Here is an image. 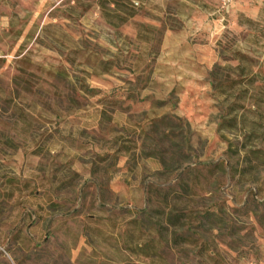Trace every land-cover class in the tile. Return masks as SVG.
I'll return each mask as SVG.
<instances>
[{
    "label": "rangeland",
    "instance_id": "obj_1",
    "mask_svg": "<svg viewBox=\"0 0 264 264\" xmlns=\"http://www.w3.org/2000/svg\"><path fill=\"white\" fill-rule=\"evenodd\" d=\"M0 264H264V0H0Z\"/></svg>",
    "mask_w": 264,
    "mask_h": 264
},
{
    "label": "trees",
    "instance_id": "obj_2",
    "mask_svg": "<svg viewBox=\"0 0 264 264\" xmlns=\"http://www.w3.org/2000/svg\"><path fill=\"white\" fill-rule=\"evenodd\" d=\"M181 216L183 215H172V213H169L167 220L169 223L174 225L175 222H177V219ZM138 252L143 258L152 259V257L156 254L155 246L152 244V240L138 244Z\"/></svg>",
    "mask_w": 264,
    "mask_h": 264
}]
</instances>
